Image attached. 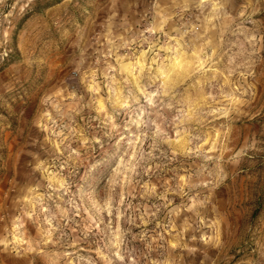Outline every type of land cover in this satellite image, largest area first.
I'll return each instance as SVG.
<instances>
[{
  "label": "rangeland",
  "instance_id": "1",
  "mask_svg": "<svg viewBox=\"0 0 264 264\" xmlns=\"http://www.w3.org/2000/svg\"><path fill=\"white\" fill-rule=\"evenodd\" d=\"M0 264H264V0H0Z\"/></svg>",
  "mask_w": 264,
  "mask_h": 264
}]
</instances>
